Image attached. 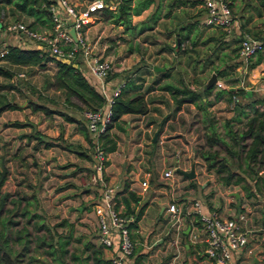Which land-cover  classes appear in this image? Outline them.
Instances as JSON below:
<instances>
[{"label":"crops","instance_id":"crops-1","mask_svg":"<svg viewBox=\"0 0 264 264\" xmlns=\"http://www.w3.org/2000/svg\"><path fill=\"white\" fill-rule=\"evenodd\" d=\"M152 4L153 1L147 7ZM147 7L139 13L133 14L138 18L135 25L138 33L136 40L140 36L142 39L140 43L143 47L139 48V54L136 55V66L130 69L131 73L121 71L112 77L108 76L105 79L104 86L105 93H109L113 85L117 83L116 77H124L123 83L126 79L131 78L134 82L140 83V88L144 91L147 101V110L144 113L124 112L120 115L121 120L119 122L123 128L112 127L109 129L115 135L116 147L106 152V162L103 170L105 181L114 189L115 207L123 212L126 208L133 209L131 211L133 212L140 204H144L141 215L128 226L129 235L133 241V250L128 257L127 264H142L141 261L145 253L152 246L162 244L160 240L165 241L164 249L161 250L157 246L153 249V253L165 252L167 264L179 257L180 249L183 250L184 258L188 259V264H191L189 260L196 262L195 264H215L202 250L201 242L193 237V234L200 235L201 233V230H199L200 224L193 207V201L195 200L199 202L201 210L214 209L221 215L234 217L239 212L243 213L244 217L237 221L241 228H245L250 232L248 244L252 245L253 253H240L232 264H264V259L259 255L261 227L264 224V171L262 168L259 169L257 177L245 176L243 182L245 188L238 184L221 183L217 177L213 182H200L194 185L192 181H195V177L198 175L197 168H200L201 171H204V169L212 171L213 167L206 168L204 166L201 157L194 153L185 142L189 141L188 139L181 140L183 146H178L175 149L171 148L166 153H163L161 148L158 151H152V147L155 145L152 144V141L156 140V143H158L162 140L164 134L168 136L173 132L179 133L183 126H187V114L184 112V115H182L181 113L184 105L192 104V106L202 108L197 106L199 99L192 102L183 98L180 102H176L169 91L161 86L166 83L176 84L173 79L176 73L177 61L179 57L181 59L183 57L180 55L181 52L178 51L177 45H174L176 37L178 35L192 36L196 29V37L199 42L205 41V38H211L213 41L216 38L217 41H221L222 49L228 51L229 48L225 45V40L235 38V42H237L240 28H247L254 34L264 32L263 5L258 0H231L230 7L233 20L229 32L213 25L204 24L207 26L204 28L202 22V25L199 24L203 14H201L199 23H196L197 28H194V25L189 26L188 23L186 25L177 23L174 15L187 10V2L184 0H170L169 5L166 6V11L159 15L153 10L138 17ZM96 12L97 10L93 13L94 18L86 23L85 32L96 26L98 19H101L98 14L97 17ZM60 16L69 28V18L63 11ZM163 19H166L168 23L166 27L160 28L159 22ZM185 22H188V19ZM37 27L39 29L44 28L39 24ZM11 33L13 34L10 38H7L8 41L2 43L1 47L5 43H21L33 46L32 43L28 44L26 42L28 38L22 33ZM235 42L232 41V45ZM235 46L237 47V43ZM224 52L222 51V54ZM230 54L232 57L227 59L224 57V59H221L220 56L219 62L224 66L234 62V70L237 71L239 77L237 82L240 84L245 81L252 87L245 90L244 96L250 94L261 96L259 97L261 101L254 105L264 111V107L261 108L264 105V47L248 56L245 61H240L236 49ZM80 61L82 63V60ZM81 66L86 79L97 89H100L97 79L85 69L83 63ZM35 68H38L40 73H48L44 76L41 74L46 78L45 83H42L41 86L37 83L34 86L40 94L46 96L49 94L51 102H43L37 97V102L42 104L43 107L39 105L34 110L30 104L17 101L20 105L18 108L5 109L0 112V169L2 167L7 169V175L0 186V191L9 193L5 199L0 200V219L10 221L6 233L8 238L11 239L9 241L11 253H17L18 251L21 254L23 253L18 257L16 264H29L30 260V264H45L43 259L39 260L37 255L36 258L33 255L34 253L32 254L35 251L33 247L30 246L28 250L20 251L25 238L38 237L40 243L37 241V244L42 246L39 254L42 255L46 252L50 253L46 250L50 248L45 240H48L47 242H50L54 248L60 237L61 229H56V226L62 221L59 208L61 203L52 198H43L44 185L42 183L46 178L45 174L50 172H54L56 175L60 174L62 167L64 174L74 173L75 171V174H71L70 177L74 181L78 177L81 186L77 188L75 184L70 183V186L73 185L70 194L76 193V188L85 190L80 194L85 201H80L78 204L71 203L70 206L75 211L80 207H84L82 209L84 211L90 204V211H92L94 218L95 214L91 207L100 194L97 186H95L93 192H89V189L82 185L85 173H88L92 167L90 153L92 133L87 130L85 124V112L87 110L80 109L75 104L65 103L63 92L48 85L50 75L55 70L53 61L48 60L43 67L35 66ZM231 76L226 72L221 76H217V81L215 80L217 85L214 88H224V85H226L224 80ZM222 78L224 80H221ZM28 81L33 83L30 79ZM182 82L187 87L194 89L184 80ZM237 82L236 85L228 84V90H233L237 86L242 87ZM48 89H50V93H46ZM124 89H126V86ZM21 90L23 91V87H21ZM24 92L26 96L29 94L27 90ZM208 92L205 94H208ZM205 94L200 95L201 101H205L207 96ZM236 97L238 99V96ZM221 99V96L215 94V98L208 102L207 107H213ZM232 103L233 116L236 118L238 117L237 111H242V109L236 103ZM242 108L247 111L243 117L244 120L250 114L251 108L249 105L242 106ZM63 113H66L69 118H64ZM155 129L157 132L155 138L152 139ZM149 132L151 133L146 140L145 136ZM181 134H183L182 131ZM166 139H169V143H172L170 140L173 139V136ZM248 140L249 138H246V141ZM45 141H49L46 146ZM197 158L201 160L198 161ZM165 162L168 165H165ZM174 164L182 169H189L192 165L193 176L188 178L174 170L171 176L163 177L162 171ZM230 169L238 171L237 168ZM177 176H181L182 180L177 179ZM161 178L167 180L164 181V185L160 184ZM183 180H189V182L185 183ZM127 191H132L133 195L138 198L127 197L128 206H125L122 197L127 195ZM171 201H174L181 210L182 219L178 255L174 258L173 246L169 243L173 232L167 220L169 211L166 209L167 203ZM148 213H150L149 215L157 213V215L152 224L145 226L143 219ZM78 215L83 216L81 213ZM100 246L104 258H109L116 249L115 242L110 247ZM169 246L172 248L171 250H168ZM52 251L51 253L56 252L55 250ZM147 255H150V253Z\"/></svg>","mask_w":264,"mask_h":264},{"label":"rangeland","instance_id":"rangeland-1","mask_svg":"<svg viewBox=\"0 0 264 264\" xmlns=\"http://www.w3.org/2000/svg\"><path fill=\"white\" fill-rule=\"evenodd\" d=\"M77 1V0H75ZM74 1V2H75ZM177 1V0H176ZM187 2V10H184L182 13L175 14L174 17L176 18V22L179 24L186 25L188 23L189 26L194 25V28H197L196 23H199V20L201 18V14L204 13V7L202 0H184ZM170 0H153V4L147 7L142 13L140 14L145 15V13H149L151 11H155L157 15L161 14L162 12L166 11V6L169 5ZM96 15L98 12L95 13ZM99 15V14H98ZM97 15V17H98ZM96 17V18H97ZM93 15L91 19H93ZM32 18L28 15H26L23 12L18 11L13 7V5L9 2H6L5 0H0V23L4 24L8 21L13 20H20L24 23H28ZM98 19V18H97ZM94 19V20H97ZM138 18H136L135 15L131 16V21L135 23ZM188 19V22H185ZM156 22V21H155ZM170 22V21H169ZM168 21L166 19L160 20L159 27H166ZM201 21H200V23ZM203 27H207L203 24ZM35 28V27H33ZM38 28V27H36ZM39 29V28H38ZM196 29L195 33L191 36H187V39L183 41V51H181L180 55L181 57L178 58L177 61V68L176 73L174 76V83L177 85H181L184 82L183 80L189 84V86H193V88L201 93L200 90L202 89L206 79L208 78L209 74L213 71L217 76V70L224 69L226 73L231 74L232 76L229 78H226L225 80L222 78L221 80H224L226 82V85H224V88L228 90L227 85L228 84H235L239 77L236 70H234V62L230 63L228 66L222 65L221 62H219L220 58H228L232 57L230 52H233L237 47L235 46L237 42H235V38L233 39H227L225 40L226 46H228L229 50L227 49L223 50L221 47V41H217L218 39L215 38V40H211V38H205V41H198V38L196 37ZM11 32H6L4 30H0V47L2 43L5 41H8L7 38H10ZM138 33L136 32L135 26L131 29H124L119 24H114L110 22L107 18H99L96 26L91 27L86 32V37L92 44V51H94L95 54L99 55L102 58H105L109 61L111 65V70L109 72V76L112 77L113 75L117 74L121 71H127L130 72L131 68L136 66V55L139 54L138 50L139 48H143L141 46L140 40L141 37L139 36L136 40V35ZM215 34V32H213ZM219 35V34H216ZM196 37V38H195ZM193 40V42H190ZM232 41L235 42L234 45H232ZM26 42L28 44H31L34 42L33 39H27ZM234 47L235 49L232 51L231 48ZM137 48V50H136ZM222 51H225L222 54ZM221 53V54H219ZM221 56V57H220ZM235 56V55H234ZM220 57V58H219ZM224 57V58H223ZM0 63L6 64L5 61L0 60ZM180 63V64H179ZM182 64V66H181ZM10 69L13 71V76L11 78H5L0 74V82L6 81L8 84H10L11 81H13L17 86L23 87V91L20 93L16 89H13L12 91L8 89V91H11L10 93L13 95V99L18 101L19 103H26L29 104V100H37V97L39 100H42L43 102L50 103L49 94L38 95V89L36 88L35 92H30L26 89V86L23 83L24 81H28L29 79L35 83H31L28 81L31 85H38L41 86L42 83H45L46 78L43 77L44 75H48V73H40L38 68L30 67V66H23V65H9ZM117 69V70H116ZM131 73V72H130ZM43 74V76H41ZM30 75V76H29ZM221 76V75H220ZM29 77V79H28ZM184 78V79H183ZM28 79V80H27ZM124 77H116V81L120 82L123 81ZM217 81V79H216ZM211 84V89L208 92V94H205L206 98L205 101L202 100L200 103V106L202 108H198L196 106L191 105H184L183 106V112L182 115H184V112L187 114L188 123L187 126H183L182 130H179V133L173 132L171 135H163L162 140L158 143H156V140L152 141V144L154 147H152V151H158L161 150L163 153H166V151H170L171 148L175 149L178 148V146H183L181 143V140H189L185 141L188 145V147L194 151L199 157V151L205 149L204 145V129L208 131L209 127L207 126V118L208 116L211 117L213 121V127H215L217 133L219 136H221L224 140L227 142H231V138L227 132L228 126L225 125V119H229L228 123L230 127L236 131H239L242 128L243 117L245 116V113L247 112L245 110V105H249L251 108V104L249 103L251 99L259 98L261 96L257 94H250L249 96H244L241 94H238V101L237 105L240 106V109L242 111L238 110L237 114L238 117L234 118L233 116V108H232V101L225 100V98L228 96L227 91H222L219 96H221V100L217 102L213 107L208 108L207 105L208 102L215 98V91L217 90L216 84ZM238 85H243L246 87V89L252 88L248 85L247 82L242 81V83ZM236 85V84H235ZM45 87V85H44ZM238 87V86H237ZM240 87V86H239ZM7 88V87H6ZM14 88V87H13ZM190 88V87H189ZM236 88V87H235ZM243 89V88H242ZM28 91L29 94L26 96L24 91ZM50 89L46 93L49 92ZM45 93V92H44ZM52 95V94H51ZM201 95V94H200ZM234 98V97H233ZM200 98H197V100ZM263 99V97H262ZM54 102V101H53ZM263 102V100H262ZM204 105V106H203ZM264 107V105L261 106V108ZM245 111V112H244ZM242 112V113H241ZM241 114V115H240ZM240 116V117H239ZM239 120V122H237ZM181 131L183 134H181ZM151 132L147 133L145 138L148 139V136ZM171 133V132H169ZM170 136H173V139L170 140L172 143H169V139H166ZM175 137V138H174ZM176 140V141H175ZM218 150V156H223L228 164L229 168H236L233 164L234 158L232 156H229L228 153L224 150V147L221 143L216 144L215 146ZM181 151V149H180ZM198 161L202 159L197 158ZM203 160V159H202ZM66 161V160H64ZM204 161V160H203ZM165 165L166 164L165 162ZM205 166V163H204ZM92 168V167H91ZM63 167L60 174H54V172H50L49 174H45L46 178L44 182L42 183L44 185V191L42 193L43 198H49V199H55L58 200L60 205V214L62 216V221L59 222V224L56 226V229H61L60 235H69L68 236V243H67V249L71 253H75L78 258H71L70 255L67 253L64 258L62 259L67 264H71L72 262L75 264H92V258H91V248L93 247L92 244L99 245L96 239V219L93 216L92 211H90V204L86 207L84 211L82 209L84 207H80L75 211L73 207H71V203L78 204L80 201H85L83 197H81L80 194L85 192L80 188L81 183L78 179V177L74 180L70 177L71 174H64ZM91 170V169H90ZM198 175L195 177V181H192L194 185L200 182L204 183H210L213 182L216 179L215 173L213 174V170H205L201 171L200 168H197ZM175 173H177L175 171ZM88 173H85V178H83L82 185H85L89 190V192H93V189L95 188L96 184L90 183L88 180ZM246 176H249L246 175ZM177 179L182 180L181 176H177ZM160 184H165L167 181L164 178L160 179ZM74 181V182H72ZM165 181V182H164ZM185 183H188L189 180H183ZM70 183H73L76 185V193L70 194L71 187ZM87 191V190H86ZM75 196V197H74ZM79 213L83 214V216L78 215ZM148 215L143 219L144 225L149 226L153 223L154 219L156 218L157 213H154L153 215ZM55 229V230H56ZM32 239V238H31ZM162 239V238H160ZM40 243L38 240H30L27 245L28 247H33L35 251L32 252L33 255H36L39 257L38 259H43L45 261V264H61L60 259L58 258L57 253H43L40 255L41 252L40 249L42 246H39L37 244ZM48 240H45V243H47ZM162 241V244H156V246H152L150 250H148L145 253V256L143 257L141 263L142 264H167V256L165 252L161 251L158 254L153 253V249L157 246L163 250L165 246V241ZM44 243V244H45ZM84 243H92L86 248L84 247ZM46 245V244H45ZM49 246V245H48ZM47 246V247H48ZM46 248V247H45ZM172 248L169 246L168 250H171ZM167 250V251H168ZM32 251V250H31ZM150 253V255H147ZM89 254L87 258H83L85 255ZM28 257V256H27ZM37 258V257H36ZM61 260V261H62ZM170 260V259H169ZM170 264H188V259H185L183 256V250L180 249V255L179 257L172 260ZM31 263V260L29 261ZM191 264H195L192 262V260H189ZM29 263V264H30Z\"/></svg>","mask_w":264,"mask_h":264},{"label":"trees","instance_id":"trees-1","mask_svg":"<svg viewBox=\"0 0 264 264\" xmlns=\"http://www.w3.org/2000/svg\"><path fill=\"white\" fill-rule=\"evenodd\" d=\"M13 5L15 9L25 13L32 19L26 23V25L32 29L37 25H41L44 28H51L53 21L51 18V12L49 5L54 3L55 0H5ZM83 1V0H79ZM106 5L97 9V12L101 18H107L114 24L121 25L124 29H131L135 24L131 21L133 14L139 13L143 8L147 7L153 0H102ZM264 9V0H258ZM113 4L110 7L109 4ZM228 4L231 5V0H228ZM153 16V15H152ZM35 27V28H33ZM136 29V28H135ZM247 29V28H245ZM187 39L185 35H178L174 41V45H177L178 51H183L185 47L181 46V43ZM190 42H193L191 40ZM32 45H24L21 43H5L2 47L5 49L0 55V60L6 62V64L0 63V74L5 78H11L13 71L9 65H23L30 67H43L46 61H53L55 64V70L50 75L51 78L48 85L54 89H59L63 92V101L65 103L75 104L76 107L84 110H94L104 101V96L93 84H91L82 71L81 59L76 51V54L72 57L68 56H56L48 51L45 45L37 40H34ZM72 41L61 44L62 49L70 47ZM235 48L232 47L233 51ZM237 49V48H236ZM225 71L224 69L217 70V74L221 75ZM109 75H107L108 77ZM106 77V78H107ZM26 89L30 92H35L36 87L31 85L28 81L23 83ZM126 86V89L124 87ZM166 88L172 98L176 102H180L183 98L189 101L196 102L197 98L204 95L209 91L211 85L203 86L200 90V94L195 89L189 88L186 85H176L173 83H166L161 85ZM7 87V88H6ZM14 87V88H13ZM16 89L21 91V86H17L13 81L8 84L6 81L0 82V112L5 109L18 108L20 105L13 99L11 91ZM222 91H227L228 96L225 100H230L237 104L238 100H233V96L238 94L245 95L246 91L241 87H236L233 90H227L225 88H218L215 91L216 95H219ZM40 95L39 91L37 92ZM75 100V101H74ZM197 106H200L201 99H199ZM260 98H254L250 100L251 111L242 123V128L239 131L232 129L228 123L229 119H225V125L228 126L227 132L231 138V142H227L217 133L215 127H213V119L208 116L207 126L208 131L204 130V145L205 149L199 151V155L204 160L206 168L213 167L217 179L224 184H238L242 188H245V176L249 174L252 177H257L259 169L264 171V111L259 109L254 104L260 102ZM29 104L32 109L42 104L38 103L36 99L29 100ZM47 110V108H45ZM110 117L107 121L104 129L99 133L98 139L100 145L105 152L111 151L116 147L115 135L109 130L112 127L122 129L120 122V115L124 112L132 113H144L147 110V101L144 96V91L140 88L139 82H134L131 78L126 79L117 95L114 96L110 104ZM64 118H69L66 113H63ZM246 138H249L246 141ZM221 143L226 153L234 158L233 164L238 171H233L228 167L225 158L221 155L218 156V150L215 146ZM45 146L49 144V141L44 142ZM92 144V143H91ZM106 162V160H105ZM7 175L6 167L0 169V186L3 183ZM264 183V179H263ZM9 193L7 191H0V200L5 199ZM19 196V195H18ZM127 197L137 199L138 197L133 195L132 191H127V195L122 197V201L125 206H128ZM116 204H114L115 206ZM1 207V204H0ZM144 204H140L136 210H134L135 220L141 215ZM133 209H125L124 212L132 211ZM10 221L0 219V264H16L21 252L11 253V247L6 233ZM133 222L129 223L132 224ZM18 232V231H17ZM59 239L56 243V247H52L50 242H47L50 249H46L48 252L55 250L61 264H67L62 259L68 253L71 258H78L75 253H70L67 249L68 236L59 235ZM30 240H38L37 238L27 237L21 244L20 251L26 249ZM92 243H84L86 248ZM91 248L92 264H109V258H104L101 254V246L93 245ZM54 251V252H55ZM89 254L83 258H87ZM62 260V261H61ZM75 264V263H71Z\"/></svg>","mask_w":264,"mask_h":264},{"label":"built area","instance_id":"built-area-1","mask_svg":"<svg viewBox=\"0 0 264 264\" xmlns=\"http://www.w3.org/2000/svg\"><path fill=\"white\" fill-rule=\"evenodd\" d=\"M204 13L201 22L206 25L220 27L225 32L232 28V12L228 0H202ZM106 5L102 0H55L49 5L53 21L51 28L32 29L23 21L13 20L4 24L0 23V30L6 32H20L25 37L42 42L48 51L56 56L72 57L78 52L85 69L92 74L99 83V90L104 96L102 105L94 110L85 112L86 128L92 133L91 157L92 168L88 174V181L99 188V197L92 203V210L96 219V239L104 246L110 247L115 242V252L109 257V264H127L128 257L133 250V241L129 235V223L135 221L134 212H123L114 206V189L103 176L106 152L102 149L98 139L99 133L104 129L110 117V104L123 85L117 82L109 93H105V79L111 70L109 61L92 51V44L86 37L85 25L91 20L93 13L101 6ZM112 7V4H109ZM69 18V26L73 27L76 40L74 41L68 31V24L62 21L61 12ZM237 40V56L240 61H245L248 56L264 47V32L254 34L240 28ZM186 40V39H185ZM72 41L70 47L62 49L61 44ZM183 46V42L181 43ZM0 47V55L4 52ZM243 90L246 87L242 85ZM233 100L237 97L234 95ZM177 166L174 164L162 171V176L167 178ZM264 195V189H263ZM196 218L199 221L200 235L193 234L202 244V250L215 264H232L240 253H253L249 245V231L241 228L238 219L244 217L239 212L237 216L221 215L214 209L201 210L198 201H193ZM166 209L169 211L167 220L173 232L169 243L173 246V258L178 255L179 233L182 228L181 210L174 201L168 202ZM264 210V207H263ZM260 256L264 259V224L261 227Z\"/></svg>","mask_w":264,"mask_h":264},{"label":"water","instance_id":"water-1","mask_svg":"<svg viewBox=\"0 0 264 264\" xmlns=\"http://www.w3.org/2000/svg\"><path fill=\"white\" fill-rule=\"evenodd\" d=\"M68 31H69V33H70L72 39L75 41L76 38H75V35H74L73 27L70 26V27L68 28ZM215 80H216V75H215V73L212 71V72L209 74V76H208V78L206 79V81H205V83H204L203 86H205V87H206V86H209V85H211L212 83H214ZM230 88H232V87H230ZM156 132H157V131H156V129H155V130L153 131V134H152V139L155 138ZM175 170H176L177 172L181 173L182 175L188 177V178H191V177L193 176V174H194V171H193V167H192V165L189 167V169H182V168L176 167Z\"/></svg>","mask_w":264,"mask_h":264}]
</instances>
